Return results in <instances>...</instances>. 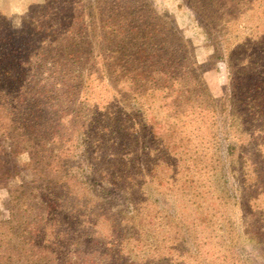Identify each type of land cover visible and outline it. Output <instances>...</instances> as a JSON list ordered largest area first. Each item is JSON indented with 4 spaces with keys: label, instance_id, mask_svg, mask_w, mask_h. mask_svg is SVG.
Instances as JSON below:
<instances>
[{
    "label": "trees",
    "instance_id": "1",
    "mask_svg": "<svg viewBox=\"0 0 264 264\" xmlns=\"http://www.w3.org/2000/svg\"><path fill=\"white\" fill-rule=\"evenodd\" d=\"M184 1L210 36L264 0ZM22 12L13 29L0 8V188L8 196L0 264H190L177 249V227L184 215L196 224L184 211L203 202L188 178L197 155L180 143L178 123L208 101L217 121L190 41L152 0H30ZM244 61L234 74L255 75L259 61ZM168 110L174 124L165 129ZM73 127L84 148V165L74 168L65 146ZM23 170L32 178L11 185ZM147 179L187 189L165 219L144 195ZM209 213L201 209L199 223L209 224Z\"/></svg>",
    "mask_w": 264,
    "mask_h": 264
},
{
    "label": "rangeland",
    "instance_id": "2",
    "mask_svg": "<svg viewBox=\"0 0 264 264\" xmlns=\"http://www.w3.org/2000/svg\"><path fill=\"white\" fill-rule=\"evenodd\" d=\"M28 1L0 0V8L13 29L21 27L22 9ZM152 2L158 12H167L174 18L183 36L192 44L194 58L202 65L203 81L216 105V123L211 101L203 103L205 109L202 113L195 109L192 117L182 116L183 124L181 121L178 123L182 127H179L180 143L188 141L197 155L192 154L195 166L191 167L188 178L196 186L198 199L203 205L201 208L185 209V214L191 213L189 219L197 222L189 223L185 215L182 217L187 224L183 222L177 227L180 229L177 249L182 253L181 257L185 255L192 261L190 264H264V42L257 41L264 36V1L254 2L251 9L241 13L228 28L218 22L210 36L186 1ZM35 7L36 4L30 6L31 10ZM247 42L250 43L247 50L242 46V49L232 52V48ZM231 52L233 57L229 55ZM242 58H245V64L249 59L259 61V66H255V75L252 72L234 74L233 66L240 68L244 64H240ZM253 81L260 87L261 99L253 93L255 86L249 88ZM249 90L251 92L246 93ZM169 114L168 110L164 113L167 120H162L165 129L167 125L174 124ZM189 118L192 120L189 121ZM76 127L66 129L68 139H71L65 144L70 154L66 162L73 168L80 163L84 165L81 157L84 148L75 138L82 135L75 130ZM144 137L149 139L147 135ZM139 140L141 142V138ZM230 143L235 145L233 155L227 154ZM21 159L26 161L27 153L22 154ZM187 165L183 166L186 168ZM31 178L32 173L23 170L12 179L11 185ZM240 178L245 180L241 183ZM169 185L170 181L160 189L150 181L143 186L148 203L155 209L154 212L162 210L164 219L175 212V194L185 199L187 194V189L175 193L176 190L172 191ZM127 196L124 194L119 199L115 198L116 206L126 202ZM7 199L6 190L0 188L2 218L8 215L4 206ZM201 209L211 213L208 214L209 224L199 223ZM189 232L194 235L189 236ZM149 242L153 241L149 239ZM166 245L169 243L166 242ZM154 247L152 244L151 248Z\"/></svg>",
    "mask_w": 264,
    "mask_h": 264
}]
</instances>
